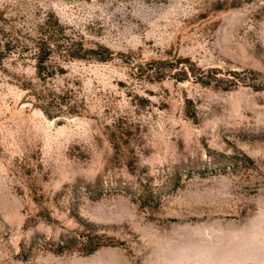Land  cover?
Returning <instances> with one entry per match:
<instances>
[{"label": "rangeland", "instance_id": "obj_1", "mask_svg": "<svg viewBox=\"0 0 264 264\" xmlns=\"http://www.w3.org/2000/svg\"><path fill=\"white\" fill-rule=\"evenodd\" d=\"M0 14V264H264V0Z\"/></svg>", "mask_w": 264, "mask_h": 264}, {"label": "trees", "instance_id": "obj_2", "mask_svg": "<svg viewBox=\"0 0 264 264\" xmlns=\"http://www.w3.org/2000/svg\"><path fill=\"white\" fill-rule=\"evenodd\" d=\"M0 17H1V14H0ZM55 24L59 27L57 21H56ZM56 32H59V31L56 30ZM39 50H40V53L37 56L38 57V60H37V65L38 66L37 67H38V73L42 74L43 73L42 69L44 67L43 65L46 62V59L48 58L47 56L49 55L50 51H52V48H50V42H47V41L41 42V46L39 47ZM90 51H93V50L90 49ZM71 55L73 57H76V56L79 57V58L83 57V56L75 55V54H71ZM97 60L104 61V60H107V58L105 56H102V57L97 58ZM191 71L193 72V70H191ZM181 72L184 75H187L188 70L183 69V70H181ZM194 79H196L197 82H199V83H206L205 77L202 76V75L201 76L197 75V76H195Z\"/></svg>", "mask_w": 264, "mask_h": 264}]
</instances>
